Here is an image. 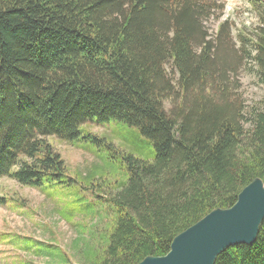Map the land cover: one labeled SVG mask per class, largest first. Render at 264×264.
Listing matches in <instances>:
<instances>
[{
    "label": "trees",
    "instance_id": "1",
    "mask_svg": "<svg viewBox=\"0 0 264 264\" xmlns=\"http://www.w3.org/2000/svg\"><path fill=\"white\" fill-rule=\"evenodd\" d=\"M258 4L263 24L236 48L228 22L209 35L205 22L224 8L215 0H0V178L74 197L61 216L82 220L72 253L25 251L48 264H139L264 180V101L248 110L240 73L250 59L264 75ZM92 121L138 129L153 159L127 155L126 180L81 189L49 138L79 141ZM260 225L253 245L216 264H264Z\"/></svg>",
    "mask_w": 264,
    "mask_h": 264
},
{
    "label": "rangeland",
    "instance_id": "2",
    "mask_svg": "<svg viewBox=\"0 0 264 264\" xmlns=\"http://www.w3.org/2000/svg\"><path fill=\"white\" fill-rule=\"evenodd\" d=\"M215 1L224 8L205 22L213 39L222 22L230 24L229 35L236 48L241 46L240 36L253 38L259 32L263 24L260 4L255 6L254 0ZM167 70L169 76L176 81L178 76L171 64L167 66ZM240 73L241 92L248 110L254 106H262L259 104L264 101V75L250 59L244 63ZM80 131L79 141H60L56 137L49 138V141L66 161L69 174L77 179L81 189H98L97 180L101 178L112 182L124 181L129 177L128 163L125 160L127 155L152 160L155 154L153 143L144 138L138 129L120 122L100 125L92 121L82 126ZM91 135L103 141L98 142ZM17 168L18 166L15 170ZM84 196L90 197L91 194L88 192ZM0 198H6V204L0 205V264H48L46 260L25 251L29 246L37 249L41 243L53 244L58 248V254L64 250L72 253L69 250L75 244L72 243L76 237L75 228H78L82 220L78 217L71 224L63 219L61 212L74 197L63 199L57 194L49 197L39 189L23 186L12 178L3 177L0 178ZM85 220L87 226L95 223L90 219ZM75 257H71L74 263ZM63 261L59 259L54 264H62Z\"/></svg>",
    "mask_w": 264,
    "mask_h": 264
},
{
    "label": "water",
    "instance_id": "3",
    "mask_svg": "<svg viewBox=\"0 0 264 264\" xmlns=\"http://www.w3.org/2000/svg\"><path fill=\"white\" fill-rule=\"evenodd\" d=\"M229 209H217L172 240L166 256H149L139 264H216L236 245H253L264 221V180L245 186Z\"/></svg>",
    "mask_w": 264,
    "mask_h": 264
},
{
    "label": "bare ground",
    "instance_id": "4",
    "mask_svg": "<svg viewBox=\"0 0 264 264\" xmlns=\"http://www.w3.org/2000/svg\"><path fill=\"white\" fill-rule=\"evenodd\" d=\"M170 252V251H169ZM223 254V253H222ZM166 256V255H165Z\"/></svg>",
    "mask_w": 264,
    "mask_h": 264
}]
</instances>
